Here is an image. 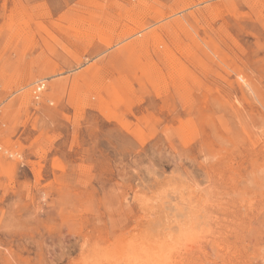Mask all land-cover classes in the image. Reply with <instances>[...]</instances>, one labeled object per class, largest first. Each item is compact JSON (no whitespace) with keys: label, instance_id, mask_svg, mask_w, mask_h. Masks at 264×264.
I'll list each match as a JSON object with an SVG mask.
<instances>
[{"label":"rangeland","instance_id":"374dc122","mask_svg":"<svg viewBox=\"0 0 264 264\" xmlns=\"http://www.w3.org/2000/svg\"><path fill=\"white\" fill-rule=\"evenodd\" d=\"M138 245L264 264V0H0V264Z\"/></svg>","mask_w":264,"mask_h":264},{"label":"bare ground","instance_id":"6f19581e","mask_svg":"<svg viewBox=\"0 0 264 264\" xmlns=\"http://www.w3.org/2000/svg\"><path fill=\"white\" fill-rule=\"evenodd\" d=\"M137 12V11H136ZM143 19V18H142ZM134 23V22H133ZM140 23V22H139ZM91 25V24H90ZM89 25V26H90ZM138 27V26H137ZM83 31V30H82ZM88 31V30H87ZM92 31V30H91ZM130 31V30H129ZM104 32V31H103ZM175 37V36H174ZM86 39V38H85ZM145 39V38H144ZM134 42H142V39H135V41ZM138 43V44H139ZM148 43V42H147ZM136 44V43H135ZM142 44V43H141ZM137 45V44H136ZM143 45V44H142ZM142 47V46H141ZM147 48V47H146ZM165 48H167V46L165 47ZM174 49V48H173ZM179 49V48H178ZM182 49V48H181ZM169 50V49H168ZM180 50V49H179ZM169 54V53H168ZM171 56V55H170ZM162 57V56H161ZM163 58V57H162ZM165 58V57H164ZM184 58V57H183ZM181 61V60H180ZM174 62H175V60H174ZM169 66H171V65H169ZM172 67V66H171ZM25 69V68H24ZM144 70V69H143ZM143 72V71H142ZM143 74V73H142ZM158 91V90H157ZM20 96V95H19ZM21 98H22V101H24L25 103H28L29 101H30V96L28 95V91H25L24 93H22L21 94ZM12 109V108H11ZM183 127V126H182ZM179 130V129H178ZM196 133V132H195ZM198 133V132H197ZM41 135V134H40ZM57 135V134H56ZM173 183V182H172ZM177 185V184H176ZM169 187V186H168ZM193 190H195V189H193ZM140 197V196H139ZM164 198V197H163ZM157 199V198H156ZM153 201V200H152ZM170 201V200H169ZM207 201V200H206ZM165 202V201H164ZM149 204V203H148ZM147 204V205H148ZM153 204V203H152ZM163 207V206H162ZM184 210V209H183ZM182 210V211H183ZM174 211H176V210H174ZM186 211H187V209H186ZM194 212V211H193ZM200 212V211H199ZM165 213V212H164ZM183 213V212H182ZM188 214H189V211H188ZM172 215V214H171ZM204 216V215H203ZM171 217V216H170ZM169 217V218H170ZM196 217V216H195ZM184 218V217H183ZM186 218V217H185ZM201 219V218H200ZM203 219H204V217H203ZM181 221V220H180ZM192 221V220H191ZM164 222V221H163ZM162 222V223H163ZM147 226H146V228H145V230L148 232V233H150L151 234V232L150 231H156L157 229H156V227H158V228H160L159 226H161L162 227V224L161 225H159L160 224V222L158 221V220H156V218H154V220L153 219H149V220H147ZM169 223V222H168ZM164 224V223H163ZM208 224V223H207ZM192 226V225H191ZM184 228V227H183ZM187 227H185L184 229H182V230H180V231H178V229H177V232H180V234L178 233H175V234H177V235H175V236H170V237H168V239H166V240H162L161 242L162 243H160V244H162V248H163V243H164V241H166V242H168V243H170V244H172V248L174 249H176L177 251H175V255L176 256H181V254L183 255V253L184 252H189L188 250H190L189 248V244H191V243H189V241L191 240V238H192V233L190 232L191 230L189 229V231H186L187 229H186ZM131 229V228H130ZM161 229V228H160ZM143 231V230H142ZM200 231V230H199ZM172 232H173V230H172ZM194 232V231H193ZM133 233H135V232H133ZM158 233H164V232H162V230H160ZM167 233V232H166ZM191 233V234H190ZM196 233V232H195ZM122 234H120V236H121ZM122 238V237H121ZM162 238V237H161ZM199 239V238H198ZM155 240V239H154ZM167 240H169V241H167ZM210 240V239H209ZM125 241V240H124ZM133 241V240H132ZM200 241V240H199ZM136 243H138V242H136ZM189 243V244H188ZM193 243V242H192ZM109 244V243H108ZM112 244V243H111ZM119 244V243H118ZM125 243H122V245H124ZM208 244V243H207ZM165 245V244H164ZM192 245V244H191ZM196 246V245H195ZM97 247V246H96ZM102 247H104V246H102ZM110 247H112V246H110ZM122 247V246H121ZM123 247H125V245L123 246ZM157 247H158V245L157 246H155V245H153V249L154 250H151V251H149L147 254L145 253V251L143 250V248L140 246V245H138V246H135V247H132L131 249H130V247H126V248H124L123 249V251L120 253V255L117 257V259L115 260V263L117 262V263H119V264H171L172 262V258L171 257H174L173 256V251H172V256H167L166 254H164V255H160V256H155L156 258H152V253L155 251V250H157ZM160 247V246H159ZM189 247V248H188ZM99 248V247H98ZM96 249V248H95ZM111 249H113V247L111 248ZM174 249V250H175ZM191 249H193V247L191 248ZM102 250H103V248H102ZM168 250V249H167ZM113 251V250H112ZM159 251V250H158ZM164 251H166V250H164ZM156 252V251H155ZM99 253V252H98ZM113 253V252H112ZM112 256V255H111ZM151 256V257H150ZM85 258V257H84ZM174 259V258H173ZM182 259V258H181ZM93 260V259H92ZM178 261H179V259H178ZM81 262V261H80ZM176 262V261H175ZM174 262V263H175ZM114 263V262H113ZM173 264V263H172Z\"/></svg>","mask_w":264,"mask_h":264},{"label":"built area","instance_id":"2783aa9c","mask_svg":"<svg viewBox=\"0 0 264 264\" xmlns=\"http://www.w3.org/2000/svg\"><path fill=\"white\" fill-rule=\"evenodd\" d=\"M43 88H44V83L42 81H39L35 85V87L33 89V94H34L35 98H38V96H39L40 92L43 90Z\"/></svg>","mask_w":264,"mask_h":264}]
</instances>
